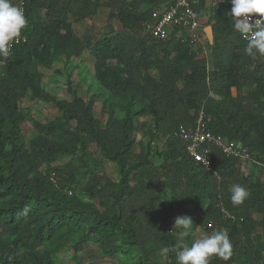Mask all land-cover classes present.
Instances as JSON below:
<instances>
[{
    "label": "trees",
    "instance_id": "trees-1",
    "mask_svg": "<svg viewBox=\"0 0 264 264\" xmlns=\"http://www.w3.org/2000/svg\"><path fill=\"white\" fill-rule=\"evenodd\" d=\"M164 1L13 0L23 6L28 24L11 55L0 59V264H55L39 246L59 231L74 229L103 255L135 247L137 264H160L157 252L177 242L170 224L180 215L193 221L185 238H193L198 228L227 230L232 256L228 261L214 256L210 264H264V241L254 237L256 228L264 229V188L237 172L238 159L217 149L210 154L215 174L206 171L175 134L179 126L193 125L203 110L212 131L246 146L264 167V56L245 53L247 42L226 15L230 0H210L208 9L207 0L192 1L202 24L211 26L213 42L206 40L210 65L174 35L164 41L140 35L139 25ZM99 7L108 8V23L83 44L70 17L85 19ZM82 47L93 59L94 78L122 100V115L111 110L102 126L93 115L92 97H51L59 115L46 123L34 121L36 134L26 144L6 125L20 122L21 101L40 91L33 62L50 64L53 49L69 57ZM140 117L150 124L137 123ZM135 131L163 144L157 164L148 153L133 151ZM90 145L115 164L116 181L93 173L80 185L73 165H51L62 155H89ZM233 184L249 190L240 205L231 202ZM78 185L97 207L77 197L72 190ZM160 194L168 200L159 201ZM25 207L30 211L21 215ZM221 207L233 217H224ZM168 257L177 264L175 253Z\"/></svg>",
    "mask_w": 264,
    "mask_h": 264
},
{
    "label": "rangeland",
    "instance_id": "rangeland-1",
    "mask_svg": "<svg viewBox=\"0 0 264 264\" xmlns=\"http://www.w3.org/2000/svg\"><path fill=\"white\" fill-rule=\"evenodd\" d=\"M205 6L206 9L210 8L211 1L207 0ZM155 10L156 6L154 7V13ZM107 14V7H99L93 16L85 19L76 21L70 17L74 32L83 44L95 39L103 32L108 23ZM112 24L117 28L121 27V24L116 19L112 20ZM137 32L141 35L140 25L137 28ZM205 61L207 65H210V58L209 60L205 59ZM32 68L39 75L40 91L35 94H28L21 101L19 108L22 115L21 121L16 124L8 122L6 125L8 129L18 131L26 144L36 134L33 128L34 121L46 123L55 120L59 115L57 108L49 100L51 97L64 100H71L74 95L83 99L92 97L94 100L93 115L102 126L109 118L111 110L118 116L122 115L120 106L122 100L118 97H113L94 78L93 59L86 48L82 47L80 52L71 54L69 57L53 49L50 64L44 65L34 61ZM231 92L233 96L237 94L234 87L231 88ZM136 122L145 123L146 125L150 124L147 117L137 118ZM134 140L133 151L148 153L149 160L157 164L160 160V155L165 149L163 144L153 139L149 142V137L141 131L134 132ZM88 151L90 154L87 156H80L79 153L62 155L52 162L51 165L65 169L69 168L68 165H73V171L80 185H83L88 180L90 181L93 173L108 176L114 181L119 178L115 164L103 159L96 151L94 145H90ZM45 168V164L40 166L41 170H45ZM235 169L239 174L247 176L264 188L263 168L250 161L235 160ZM50 175L53 176L52 172H50ZM80 185L75 186L72 191L82 201L90 202L97 207V201L83 192ZM166 200H168L167 194L159 195V201ZM253 215L256 218L259 217L256 213ZM173 224L174 220L170 224V232L178 237L179 230L174 229ZM214 231H217L216 227H212L210 231L198 228L195 236L193 238H185L184 243L190 247L195 240L210 235ZM254 237L259 241H264V229L256 228ZM38 251L50 253L55 264H137L139 256V251L135 247L126 246L123 247V250L113 255H103L96 243L88 239H81V231L79 229L59 231L57 235L39 246ZM156 259L160 264H170L171 262L169 257L167 259L162 258L159 251Z\"/></svg>",
    "mask_w": 264,
    "mask_h": 264
},
{
    "label": "clouds",
    "instance_id": "clouds-1",
    "mask_svg": "<svg viewBox=\"0 0 264 264\" xmlns=\"http://www.w3.org/2000/svg\"><path fill=\"white\" fill-rule=\"evenodd\" d=\"M231 8L226 15L232 18V27L245 40V53L249 56H264V0H230ZM28 21L21 4L13 0H0V59L11 55L14 43H19L22 30ZM233 205H240L250 195L249 190L240 184L229 188ZM28 207L21 210L27 215ZM193 221L187 215L174 218L173 228L178 229L177 242L173 246H164L159 252L167 259L170 252L175 253L177 264H210L216 257L228 261L232 256V243L226 229L212 232L195 240L190 247L184 244V238L192 232Z\"/></svg>",
    "mask_w": 264,
    "mask_h": 264
},
{
    "label": "built area",
    "instance_id": "built-area-1",
    "mask_svg": "<svg viewBox=\"0 0 264 264\" xmlns=\"http://www.w3.org/2000/svg\"><path fill=\"white\" fill-rule=\"evenodd\" d=\"M192 1L165 0L156 7L151 19H146L140 24L141 35L160 41L167 40L171 35H174L186 42L191 51L208 59L209 49L204 34L205 26L193 9ZM240 39L245 41L241 37ZM175 134L181 139L185 151L192 160L210 173L215 174L210 160L212 149H217L222 154L241 161H250L264 169L251 156L246 146L212 131L203 110H199L193 125L179 126ZM221 211L224 217H233L223 207H221Z\"/></svg>",
    "mask_w": 264,
    "mask_h": 264
},
{
    "label": "water",
    "instance_id": "water-1",
    "mask_svg": "<svg viewBox=\"0 0 264 264\" xmlns=\"http://www.w3.org/2000/svg\"><path fill=\"white\" fill-rule=\"evenodd\" d=\"M204 34H205V37H206L207 41L209 42V44H212L213 39H212V31H211L210 25L205 26Z\"/></svg>",
    "mask_w": 264,
    "mask_h": 264
}]
</instances>
